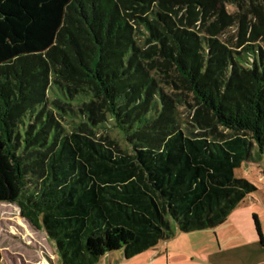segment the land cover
<instances>
[{
    "label": "trees",
    "instance_id": "1",
    "mask_svg": "<svg viewBox=\"0 0 264 264\" xmlns=\"http://www.w3.org/2000/svg\"><path fill=\"white\" fill-rule=\"evenodd\" d=\"M261 6L0 0V204L61 264L128 260L223 224L257 192L235 170L264 166V49L243 47L264 43ZM184 108L195 132L177 123ZM106 124L127 150L95 139Z\"/></svg>",
    "mask_w": 264,
    "mask_h": 264
},
{
    "label": "rangeland",
    "instance_id": "2",
    "mask_svg": "<svg viewBox=\"0 0 264 264\" xmlns=\"http://www.w3.org/2000/svg\"><path fill=\"white\" fill-rule=\"evenodd\" d=\"M229 13L236 9L227 8ZM264 18V7L261 6ZM264 22V20H263ZM237 30H229L225 36L231 43H237ZM231 36V37H230ZM249 36L246 35V39ZM252 47L259 46L264 49L261 37L256 41L244 43ZM236 51L242 50V48ZM251 50V49H250ZM194 114H188V109H180L177 123L181 128L189 132H195L188 122ZM63 131L72 132L75 126L69 120H58ZM76 124V123H75ZM107 130L95 132V139L105 138L109 143L120 150H127V144L123 137L106 124ZM252 153H254L252 151ZM253 155V154H252ZM235 177L242 178L257 189V192L248 195L246 201L241 204V210L245 209L252 216L251 232L257 236L262 234V239L247 241L242 238H234V225L230 218L215 229L194 231L183 234L175 231L174 236L165 242H160L155 248H151L141 255L126 260L123 252H107L95 264H242L251 257L264 261V166L263 162L242 163L235 170ZM0 264H61L54 244L47 240L43 231L34 228L20 215L19 207L14 203L0 204ZM230 217V216H229ZM255 222V225L253 224ZM257 227V228H256ZM259 231V233H258ZM258 233V234H257ZM261 236V235H260ZM240 259V261H236Z\"/></svg>",
    "mask_w": 264,
    "mask_h": 264
},
{
    "label": "crops",
    "instance_id": "3",
    "mask_svg": "<svg viewBox=\"0 0 264 264\" xmlns=\"http://www.w3.org/2000/svg\"><path fill=\"white\" fill-rule=\"evenodd\" d=\"M246 200H244L243 202H241L230 214V219L233 221H231L234 225V232H233V237L234 238H242V239H246L247 241H256L257 239L261 240L262 239V234H260L262 231L260 230V233L258 231V235L255 236V234H252V230L251 227H253L251 225L252 222V216H249V214H247V212H245L246 210L240 208L241 204H243ZM253 224L255 225V222H253ZM256 226V225H255ZM261 235V236H260ZM261 238V239H260ZM264 239V238H263ZM237 262L240 261V259L236 260ZM242 264H264V261H261L260 259L256 260L254 258H249L247 260V262H241Z\"/></svg>",
    "mask_w": 264,
    "mask_h": 264
}]
</instances>
